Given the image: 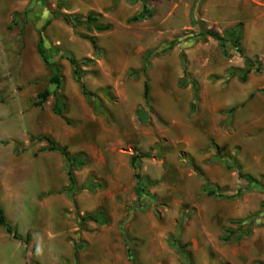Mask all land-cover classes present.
Masks as SVG:
<instances>
[{
  "label": "rangeland",
  "instance_id": "1",
  "mask_svg": "<svg viewBox=\"0 0 264 264\" xmlns=\"http://www.w3.org/2000/svg\"><path fill=\"white\" fill-rule=\"evenodd\" d=\"M146 3L151 16L140 21L101 13L112 29L97 33L56 17L85 16L90 0H0V205L22 238L0 226V264H264V0L197 8L221 34L242 23L243 55L230 58L209 36L190 45L195 0ZM49 15L44 45L61 66V115L52 94L36 105L37 93L56 89L37 50ZM77 32L97 35L100 52ZM247 59L256 61L246 81L231 75ZM42 136L85 160L73 190L64 156L41 151Z\"/></svg>",
  "mask_w": 264,
  "mask_h": 264
},
{
  "label": "trees",
  "instance_id": "2",
  "mask_svg": "<svg viewBox=\"0 0 264 264\" xmlns=\"http://www.w3.org/2000/svg\"><path fill=\"white\" fill-rule=\"evenodd\" d=\"M131 1H136V0H131ZM139 1L143 2L142 10L138 14L129 18L128 21L130 22L140 21L141 19H144L145 17L151 16V10L147 6L146 0H139ZM203 1L204 0H195V5H194L193 13H192V24L198 26L199 32L190 33L191 35V39L189 41L190 45L197 43L200 39H204L206 36H209L219 43L221 51L223 55H225L226 57L230 58L234 55L242 57L243 55V49L241 47L242 31H243L242 23H238L234 28L225 30L224 34H221L215 27L205 28L203 22L196 15V10L199 7V5L202 4ZM52 16L53 15H49L42 24V29L39 31L40 33H39V38L37 42V50L43 62L51 70V75L49 77V83L55 85L56 89L50 90L49 88H45L43 91L37 93L36 105H40L41 102L47 100V98L52 94L55 97L53 111L55 114L61 115L63 108H64V102L62 98L58 95V90L61 88V85H62V77L60 75L61 66L57 62L52 61L48 58L47 50L44 45L45 39L43 36V31L51 23ZM56 17H61L68 25L74 28L78 23H84L88 27L89 31L94 30L97 33L107 32L112 29V24L103 23L101 21V14L94 12V11L88 12L85 16H80L78 14H67V13L58 14L56 13ZM77 34L81 36L82 38L87 39L91 43L96 54L100 52L97 35L89 34V33L84 34V33H79V32H77ZM181 57L183 61V72L184 73H183L182 79L180 80V86L183 87L186 85L187 81H190V80H189V75L187 72V67H186L187 61H186L185 55L182 53ZM66 58L74 66L73 71L76 76V80L77 82L81 84L83 92L88 93L85 88V85L83 84L81 80V69H80L79 61L75 57L68 55V54H66ZM146 60H147V55L145 56L144 65L142 67L143 72H146L147 70L148 63ZM255 61L256 59H247L246 68H236V69L232 68L230 69L231 75L236 74L240 80L246 81L247 75L252 71ZM254 71L256 73H260L262 71L261 66L257 65ZM192 85H193L194 96H193V102L191 105V110H194L195 104L199 100V94H198L197 83L192 82ZM261 92L264 93V87L261 89ZM250 96H252V94ZM143 99L147 105H149L152 100L148 78H145L144 83H143ZM39 139H43L48 143V146L46 148H42L41 151H58L64 156L66 166H67V178L70 184V188L71 190H73L75 187V176H74L75 167L84 165L85 160L79 154L71 155L65 146H59L58 143H56V141L50 136H42ZM143 157H146V155H143ZM137 159H138V156L133 154L131 158V165L133 169L135 170V177H136V182H137V186L135 187V193H136L137 198L140 199L144 188L140 184V177H139V173L137 172V166H136ZM204 190L207 191L209 194L223 195L222 193L218 192L217 189L211 188L210 183H207V181H206V184L204 185ZM236 193H238V191ZM87 217L97 222V219L95 218L94 215L90 214ZM0 226L4 229L6 233L12 234L13 237L17 239H22L17 234V231L15 230V228L10 224V222H8L1 205H0ZM25 240L26 242L29 241L28 235L26 236Z\"/></svg>",
  "mask_w": 264,
  "mask_h": 264
},
{
  "label": "crops",
  "instance_id": "3",
  "mask_svg": "<svg viewBox=\"0 0 264 264\" xmlns=\"http://www.w3.org/2000/svg\"><path fill=\"white\" fill-rule=\"evenodd\" d=\"M90 2V11L100 14L102 13L103 16H106L113 21L121 22L122 20H128L136 15L134 14L135 8L130 6L128 0H90ZM131 9H133V13L131 11L129 14Z\"/></svg>",
  "mask_w": 264,
  "mask_h": 264
}]
</instances>
